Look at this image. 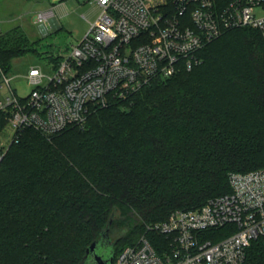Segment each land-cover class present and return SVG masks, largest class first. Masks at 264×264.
Here are the masks:
<instances>
[{
	"label": "trees",
	"instance_id": "trees-1",
	"mask_svg": "<svg viewBox=\"0 0 264 264\" xmlns=\"http://www.w3.org/2000/svg\"><path fill=\"white\" fill-rule=\"evenodd\" d=\"M20 27L0 33V67L39 55ZM55 69L62 57L46 56ZM199 64L127 101L92 109L50 140L25 130L0 163V264H80L109 219L113 262L176 210L229 192L228 176L264 168V40L230 31ZM124 107V109L122 108ZM222 228L210 234L217 241ZM243 264H264L253 241Z\"/></svg>",
	"mask_w": 264,
	"mask_h": 264
},
{
	"label": "built area",
	"instance_id": "built-area-1",
	"mask_svg": "<svg viewBox=\"0 0 264 264\" xmlns=\"http://www.w3.org/2000/svg\"><path fill=\"white\" fill-rule=\"evenodd\" d=\"M99 15L50 74L31 67L20 97L0 67V163L25 130L50 140L82 127L92 109L127 101L153 81L199 64L197 54L224 34L257 30L264 40V0H93ZM52 10L40 12L44 25ZM229 192L195 210H176L146 228L112 264H243L251 243L264 244V168L228 176ZM227 229L213 241L210 234Z\"/></svg>",
	"mask_w": 264,
	"mask_h": 264
},
{
	"label": "rangeland",
	"instance_id": "rangeland-1",
	"mask_svg": "<svg viewBox=\"0 0 264 264\" xmlns=\"http://www.w3.org/2000/svg\"><path fill=\"white\" fill-rule=\"evenodd\" d=\"M92 1L0 0V33L20 27L31 42L38 41L34 46L39 55L29 53L12 61L10 86L18 96L24 97L32 89L26 79L31 67L50 74L53 68L46 56L65 58L71 47L83 38L99 15V9ZM49 10L53 12L54 27L49 22L40 25L34 21L38 13ZM41 26L44 32L40 31ZM108 237L113 240L115 233L109 230Z\"/></svg>",
	"mask_w": 264,
	"mask_h": 264
},
{
	"label": "water",
	"instance_id": "water-1",
	"mask_svg": "<svg viewBox=\"0 0 264 264\" xmlns=\"http://www.w3.org/2000/svg\"><path fill=\"white\" fill-rule=\"evenodd\" d=\"M109 219L105 229L98 240L93 241L86 249L80 264H112L113 263V241L108 237V231L112 222Z\"/></svg>",
	"mask_w": 264,
	"mask_h": 264
},
{
	"label": "crops",
	"instance_id": "crops-1",
	"mask_svg": "<svg viewBox=\"0 0 264 264\" xmlns=\"http://www.w3.org/2000/svg\"><path fill=\"white\" fill-rule=\"evenodd\" d=\"M54 17L51 18V20L49 21V24L54 27L55 26V23H54ZM40 31H43L44 32V29H43V26L40 27Z\"/></svg>",
	"mask_w": 264,
	"mask_h": 264
}]
</instances>
